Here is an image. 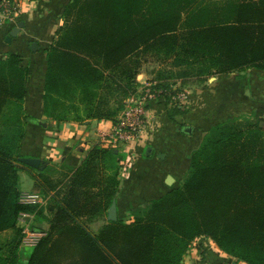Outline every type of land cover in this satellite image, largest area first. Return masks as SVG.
Segmentation results:
<instances>
[{
	"label": "trees",
	"instance_id": "obj_1",
	"mask_svg": "<svg viewBox=\"0 0 264 264\" xmlns=\"http://www.w3.org/2000/svg\"><path fill=\"white\" fill-rule=\"evenodd\" d=\"M61 15L65 24L47 53L44 95L54 122L116 124L149 55L170 59L182 79L264 70V0H69ZM29 77L19 55L0 60V232L19 231L10 264H20L25 253L18 228L24 213L49 226L35 229L45 236L26 264H184L200 238L237 263L264 264L263 108L256 125L228 121L213 128L191 153L179 188L135 211L132 222H112L105 220L128 159L110 147H94L81 163L69 157L66 181L38 170L36 190L50 202L21 203L16 163L22 164L25 116H12L8 125L3 118L10 105L22 110ZM175 112L183 110L173 109L172 117ZM99 221L106 223L96 236L81 225Z\"/></svg>",
	"mask_w": 264,
	"mask_h": 264
},
{
	"label": "crops",
	"instance_id": "obj_2",
	"mask_svg": "<svg viewBox=\"0 0 264 264\" xmlns=\"http://www.w3.org/2000/svg\"><path fill=\"white\" fill-rule=\"evenodd\" d=\"M68 1L18 0L22 11L18 24L0 26V60L14 53L30 70L21 113L16 104L10 105L4 112L3 125H8L7 120L12 116L23 114L21 155L42 159L46 162L45 170L50 172L57 167L55 176L65 181L71 175L69 157L81 163L96 146L115 149L104 140V136L114 128L113 120L54 122L45 114L47 53L57 39L58 30L65 24L61 10ZM20 23L24 26L17 38L13 37L9 43L8 37ZM33 43L38 45L37 50L32 48ZM254 80L253 72L243 77L238 72L210 77L189 90L183 112H175L173 117L170 116L172 109L168 110L161 101H156L158 104L154 110L147 113L141 137L132 144V147H137V156L132 155L125 164L123 162L119 172L116 198L119 219L127 218L130 213L178 188L179 181H183L190 172L191 153L201 146L213 128L264 106L259 99L252 100L253 95H250L248 86ZM186 127L192 130L186 132ZM20 169V173H32L33 170L22 164ZM184 264L238 263L208 238L193 244L184 257Z\"/></svg>",
	"mask_w": 264,
	"mask_h": 264
},
{
	"label": "rangeland",
	"instance_id": "obj_3",
	"mask_svg": "<svg viewBox=\"0 0 264 264\" xmlns=\"http://www.w3.org/2000/svg\"><path fill=\"white\" fill-rule=\"evenodd\" d=\"M206 1L211 2V4H214L218 2L219 0H206ZM16 38L17 37H14V39ZM176 71L177 70L174 68L170 59H167L164 56H159V55H149L144 59V62L141 68L142 74L140 76V80L142 82L146 81L148 83H153V84L156 83L158 85L163 86L164 88H169V89L179 90V91L182 89L190 90L193 87L198 86L202 84V82L206 81L205 79L194 78V77L184 78V79L177 78L175 74ZM250 72H253L255 75V80L253 84L252 85L249 84L248 86L250 95H253L252 100L259 99L260 102L259 101L258 102L261 105H264V70L258 69V68L246 69L244 70V72H240V76L241 77L247 76L248 73ZM138 80H139V77H138ZM244 95H246L245 91H244ZM156 104L158 103L151 102V104L147 107V112H152ZM161 105L168 107V110L169 109L173 110V109L178 108L174 103L172 102L168 103L167 101H163V100L161 101ZM113 107L116 108V105H114ZM261 108L264 109V106H260L258 109L252 111L251 113L243 114L241 116L230 119L229 121H232L231 124L238 128H247V127L256 125L258 122V118L256 114H257V111ZM263 117H264V113H263ZM148 125L150 128L151 123L149 122ZM260 126L264 128L263 121L260 122ZM153 134L154 136L156 135V133H153ZM132 155L137 156V147L135 146L134 147L130 146V151L127 153V159H130ZM16 165L18 167L21 166V164L19 163H16ZM32 173H34L35 175H33ZM32 173L28 171H21V173H19V177H20L19 188L21 192H26V193L36 192V193L44 195L42 192L36 190L35 176H38L39 174L38 170L37 169L32 170ZM57 173H58V168L56 167L54 168L53 172L48 171L47 176H50L54 182L59 183L60 178L55 176ZM187 173L189 174V172ZM188 174L185 176L186 178ZM52 176L53 177L55 176V177L53 178ZM186 178L183 181H179L178 188L185 182ZM49 202H50V199H49ZM46 215L48 216V214ZM135 216H136L135 213L132 212L129 214L127 218H122L120 220L124 222H132L135 219ZM105 221H109L108 217ZM105 221H99L89 226L85 222H81V225L84 226L86 230L92 236H96V233L106 223ZM25 224H29L31 229L33 228L38 229V230L43 229L45 231H47L49 227L48 223L46 221H42L41 217H38L32 214L29 217H22V220L19 221L18 228L22 230V235H24L23 226ZM18 234H19L18 230H9L7 232H0V264H10V261H11L10 259L13 256L12 253L14 252L16 243L19 239ZM200 239H206V238H200ZM21 248L25 250V253L24 254L19 253L20 264H26L29 255L33 252V249L23 248L22 244H21ZM234 260L237 261L236 259ZM238 264H246V263L242 262Z\"/></svg>",
	"mask_w": 264,
	"mask_h": 264
},
{
	"label": "built area",
	"instance_id": "obj_4",
	"mask_svg": "<svg viewBox=\"0 0 264 264\" xmlns=\"http://www.w3.org/2000/svg\"><path fill=\"white\" fill-rule=\"evenodd\" d=\"M21 8L18 0H0V26L6 24H18L21 15ZM141 76V75H140ZM139 76V88L125 102V109L120 113L118 121L114 124L111 133L104 136L108 145L122 153H128L130 146L138 140L143 132L147 120V107L151 102L167 101L174 103L178 108L184 109L189 96V90H173L157 88L158 84L142 82ZM50 197L39 193H21L20 201L24 205L44 207L48 204ZM30 214H22V217H29ZM23 248H35L45 233L31 229L29 224L23 226Z\"/></svg>",
	"mask_w": 264,
	"mask_h": 264
},
{
	"label": "water",
	"instance_id": "obj_5",
	"mask_svg": "<svg viewBox=\"0 0 264 264\" xmlns=\"http://www.w3.org/2000/svg\"><path fill=\"white\" fill-rule=\"evenodd\" d=\"M24 26L23 23H20L18 27L14 28L13 31L11 32V36L8 37L7 41L10 43L13 37H16L20 31V28H22ZM32 48L34 50L38 49V45L36 43H33ZM41 125H43L44 127H46V124L40 123ZM192 130V128L190 127H186L185 131L186 132H190ZM20 163L31 167L33 169H37V170H44L46 168V162H44L42 159L39 158H32V157H23L20 158ZM169 181H172V178L169 177ZM118 218V208H117V201L115 200L112 204V206L110 207L109 211H108V220L115 222L117 221Z\"/></svg>",
	"mask_w": 264,
	"mask_h": 264
}]
</instances>
